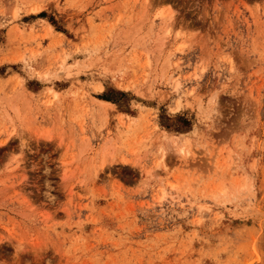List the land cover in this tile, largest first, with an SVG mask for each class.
I'll use <instances>...</instances> for the list:
<instances>
[{
	"label": "rangeland",
	"instance_id": "obj_1",
	"mask_svg": "<svg viewBox=\"0 0 264 264\" xmlns=\"http://www.w3.org/2000/svg\"><path fill=\"white\" fill-rule=\"evenodd\" d=\"M0 264H264V0H0Z\"/></svg>",
	"mask_w": 264,
	"mask_h": 264
},
{
	"label": "bare ground",
	"instance_id": "obj_2",
	"mask_svg": "<svg viewBox=\"0 0 264 264\" xmlns=\"http://www.w3.org/2000/svg\"><path fill=\"white\" fill-rule=\"evenodd\" d=\"M170 17H172V14H170ZM170 17H169V18H170ZM168 25H169V24H168ZM168 27H169V26H168ZM165 32H166V34L168 35V28H167V27H166V31H165ZM95 174H96V173H95ZM171 186H172V184H171Z\"/></svg>",
	"mask_w": 264,
	"mask_h": 264
}]
</instances>
